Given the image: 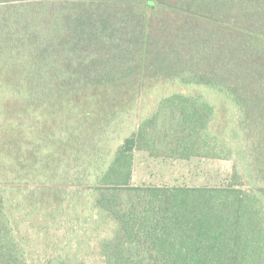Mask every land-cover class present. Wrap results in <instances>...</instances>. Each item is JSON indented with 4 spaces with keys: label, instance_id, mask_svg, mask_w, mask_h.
I'll return each mask as SVG.
<instances>
[{
    "label": "trees",
    "instance_id": "1",
    "mask_svg": "<svg viewBox=\"0 0 264 264\" xmlns=\"http://www.w3.org/2000/svg\"><path fill=\"white\" fill-rule=\"evenodd\" d=\"M0 264H264V0H0Z\"/></svg>",
    "mask_w": 264,
    "mask_h": 264
},
{
    "label": "rangeland",
    "instance_id": "2",
    "mask_svg": "<svg viewBox=\"0 0 264 264\" xmlns=\"http://www.w3.org/2000/svg\"><path fill=\"white\" fill-rule=\"evenodd\" d=\"M146 115V111L143 116ZM136 118H139L138 115ZM233 172V162L192 159L171 161L134 153L132 184L135 186H222Z\"/></svg>",
    "mask_w": 264,
    "mask_h": 264
}]
</instances>
